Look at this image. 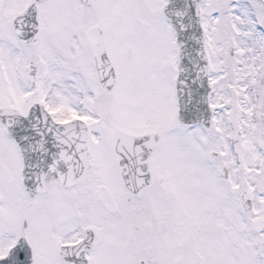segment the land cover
<instances>
[{"label":"snow or ice","instance_id":"1","mask_svg":"<svg viewBox=\"0 0 264 264\" xmlns=\"http://www.w3.org/2000/svg\"><path fill=\"white\" fill-rule=\"evenodd\" d=\"M0 264H264V0H0Z\"/></svg>","mask_w":264,"mask_h":264}]
</instances>
